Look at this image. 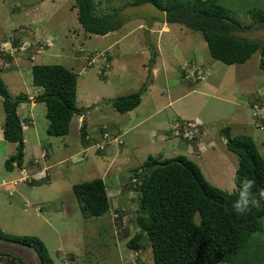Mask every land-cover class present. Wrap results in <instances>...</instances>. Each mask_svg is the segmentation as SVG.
I'll return each instance as SVG.
<instances>
[{
  "label": "rangeland",
  "instance_id": "obj_1",
  "mask_svg": "<svg viewBox=\"0 0 264 264\" xmlns=\"http://www.w3.org/2000/svg\"><path fill=\"white\" fill-rule=\"evenodd\" d=\"M219 2L243 24V29L234 32L237 36L264 43V27L255 24L250 13L252 9L264 10V0ZM74 3L75 0H0V39L13 38L15 44L24 41V47L35 44L31 53L21 52L12 59L0 53V76L10 93L36 96L39 87L33 85L32 65L62 64L78 73L77 105L85 111L82 120L79 115L72 118L69 134L52 136L47 133L46 104L38 102L30 109L29 102L21 103L20 115L24 121L33 117L35 125L24 124L28 150L22 167L14 163V169L9 170L6 160L17 149L2 135L5 111L0 96V227L15 235L39 236L55 264H154L151 246L146 245L137 256L127 246L139 230L134 168L149 155L165 158L190 154V148L192 159L205 177L213 185L232 192L239 157L227 148L219 131L231 126L233 135L253 136L264 155V131L258 126L253 109L247 106L244 94L256 86H261L260 92L264 93L260 53L256 52L244 64L215 60L200 32L179 24H163V11L156 6H131L128 0H103V9L113 12L117 8L120 18L128 20L106 35L91 34L79 23ZM162 26L166 29L159 31ZM39 40L46 43L41 51ZM153 50L161 53L159 69H151ZM99 52L107 53L109 66L98 58ZM92 57L94 62L90 63ZM187 61L208 69L206 78L197 82L184 80L182 66ZM144 83L150 87L133 112L121 113L112 106L109 100L136 92ZM157 110V114L145 118ZM173 120L171 128L164 130L168 136L152 135V129L158 130L157 123ZM84 121L88 134L99 135L102 141L105 138L100 126L117 124L122 128L118 131L122 142H109L99 153L96 142L87 143L81 138ZM186 121L205 124L208 132L200 141L202 144L182 139L180 142L181 135L176 133L174 138L170 136L172 128L181 129ZM37 141L48 147L51 154L42 159ZM78 152L81 157L75 159ZM40 156L39 162L46 160L51 166L37 164L35 159ZM24 171L31 175V180L20 179ZM100 177L107 184L112 207L106 214L86 218L73 186ZM119 213L124 216L116 221ZM12 243L0 240V252H4L0 264H20L19 257L26 264H40L33 249ZM71 254L75 256L72 263ZM17 257L19 260L14 259Z\"/></svg>",
  "mask_w": 264,
  "mask_h": 264
},
{
  "label": "trees",
  "instance_id": "obj_2",
  "mask_svg": "<svg viewBox=\"0 0 264 264\" xmlns=\"http://www.w3.org/2000/svg\"><path fill=\"white\" fill-rule=\"evenodd\" d=\"M102 1L75 0L73 4L79 23L88 33L106 35L128 20L120 18L117 8L113 12L103 9ZM146 3L163 11L161 19L167 23L200 32L213 59L230 65L244 64L259 52V66L264 69V43L237 36L234 32L244 26L219 0H128L131 6ZM250 13L254 23L264 27V10L252 9ZM33 46L28 50L30 53ZM157 54L152 51L151 65ZM6 55L12 59L11 55ZM32 76L33 85L42 89L34 98L23 92L11 94L0 76V96L5 111L3 134L7 141L17 144L16 153L6 160L9 170L14 169V163L22 167L24 161V129L18 113L21 103L46 104L47 133L52 136L69 134L72 118L85 114L84 108L77 105L78 73L74 69L62 64L35 63ZM149 85L144 83L140 90L109 101L119 112H129L141 104ZM251 95L250 107L264 100L263 92ZM107 127L100 126L103 135L105 131L115 132ZM175 128L171 129L172 133ZM87 130L84 121L80 128L82 140L97 143ZM202 130L206 132L205 124ZM219 132L225 138L227 148L239 157L234 178L254 180L253 190L257 194L264 191V155L254 137L244 133L233 135L231 126H224ZM204 136L195 134L188 138L181 135L180 142L182 139L186 143H201ZM97 150L100 153L105 149ZM132 178L139 199L136 218L139 230L127 242L133 252L140 254L146 245L151 246L154 264H264V206L243 215L234 213L232 202L236 193L213 185L188 154L165 158L149 155L143 164L134 168ZM73 189L84 217L100 216L110 211L112 205L103 178L76 183ZM123 216L119 213L116 221ZM0 240L33 249L40 264H55L46 243L37 235H15L0 227ZM74 257L73 254L69 256L71 263L75 261ZM19 258L14 259L26 264Z\"/></svg>",
  "mask_w": 264,
  "mask_h": 264
},
{
  "label": "built area",
  "instance_id": "obj_3",
  "mask_svg": "<svg viewBox=\"0 0 264 264\" xmlns=\"http://www.w3.org/2000/svg\"><path fill=\"white\" fill-rule=\"evenodd\" d=\"M29 44L30 45L24 47L25 46L24 41L21 42L20 44H15L13 38L7 39V40L0 39V53L9 54L12 57H14L18 53H21V52L26 53L32 45H35L34 43H29ZM37 44H39V51L44 49V46L46 45V43H41L40 40L38 41ZM97 56L98 58H101L103 62L106 63V66H109L110 62H109V57L107 56V53L99 52L97 53ZM32 58H34L33 54H32ZM93 59H94L93 57L90 58L89 60L90 63L94 62ZM207 72H208V69H204L199 63L195 61H192V62L187 61L185 62V65L182 66V75L185 80L197 81L199 79H204L207 76ZM251 108L254 111V114H255L254 117L258 121V126L260 127L261 130H264V100L262 103H256ZM202 128H203V123L200 121H193V122L186 121L182 125L181 129L175 128L173 133H176V135H182L183 137L191 138L195 134L204 135L205 131H203ZM103 138H105V141H100L95 144L97 149H105L106 145L112 141L122 142L121 134L118 133V131H115L114 133L112 131H105ZM46 155H47V152L43 151L42 159ZM41 160L39 159V161ZM20 179L31 180V175L27 174V172L24 171L23 176ZM14 182H18V181H14ZM12 191L13 190H11V192ZM116 216H118V214ZM133 254L137 256L138 252H134Z\"/></svg>",
  "mask_w": 264,
  "mask_h": 264
},
{
  "label": "crops",
  "instance_id": "obj_4",
  "mask_svg": "<svg viewBox=\"0 0 264 264\" xmlns=\"http://www.w3.org/2000/svg\"><path fill=\"white\" fill-rule=\"evenodd\" d=\"M43 2H45L46 0H42ZM160 22H162L163 24L164 23H167L164 19H160ZM143 27H145V26H143ZM164 29H166L164 26H162L160 29H159V31H162V30H164ZM150 30V29H149ZM149 32H152L151 30L149 31ZM36 35V34H35ZM37 37V36H36ZM149 53H150V51H149ZM160 50H159V52H158V57L156 58V61L151 65V69L152 68H157V69H159V56H160ZM148 62H149V60H148ZM147 62V63H148ZM147 63L146 62H144V66L146 65V66H148L147 65ZM150 69V70H151ZM150 87V86H149ZM148 87V88H149ZM261 87V86H260ZM258 88L257 86L251 91V92H245L244 94H245V97H246V103H247V106H249V96L251 95V94H254L255 92L257 93L258 91H261V88ZM41 88H39L38 90H36L37 91V93H39V92H41ZM148 91V90H147ZM146 91V92H147ZM36 93V94H37ZM30 95V97L31 98H34V94H29ZM243 95V94H242ZM252 96V95H251ZM143 100V99H142ZM236 102L238 101V96H235V99H234ZM174 101H170V103H173ZM24 103H26V102H24ZM38 102H35V101H33V102H31V103H28V104H30L29 105V107H30V109H32L36 104H37ZM142 103V102H141ZM23 104V103H22ZM236 104H239V102H237ZM21 107H23V106H19L18 107V113H19V110H20V108ZM139 107V106H138ZM136 109V108H135ZM134 110H131V112H133ZM159 110H157L156 112H154V113H152V114H150L148 117H145L146 119L147 118H151L153 115H155V114H157V112H158ZM130 112V111H129ZM126 113H128V112H126ZM19 115H20V113H19ZM238 115V114H237ZM20 117H21V119H22V122H23V129H25L24 128V124H27V127H31V126H33V125H35V122H34V120H33V117H31L30 119L27 117L26 118V120L27 121H24V118H22V116L20 115ZM83 118V116H80V118ZM4 122H5V114H4ZM82 118H81V120H82ZM239 119H240V117L238 118V122L237 123H240L239 122ZM4 122H3V125H4ZM164 123H157V129L158 130H160V131H162V132H158V130H155V129H152L151 130V133H152V135H154L155 136V134H157V136H159V137H161V135L162 136H165L166 134H165V132H164V130H167V128H171V126L175 123V120H173L172 122H169L168 124L165 122V121H163ZM201 122V121H200ZM163 126H164V128H163ZM109 128H110V130H113V131H121V127L120 126H117V124H113V125H109L108 126ZM100 128H98V130H99ZM101 131H102V129H101ZM99 132H100V130H99ZM170 135L172 136V138H174L173 137V133H172V131H170ZM2 135H3V137H4V134H3V130H2ZM39 135V134H38ZM38 135H37V137H38ZM92 135V134H91ZM102 135H103V133H102ZM100 136H101V134H100ZM92 137L94 138V139H96V141H102V140H99L100 139V137H99V135L98 136H94V134L92 135ZM102 137V136H101ZM161 138H163V137H161ZM176 139V138H175ZM223 142H226V140H225V138L223 137ZM40 141V140H39ZM24 153H25V151H27L28 150V146H26V143H27V137H26V135L24 134ZM173 145H174V141L172 140V142H171ZM14 144V146H15V149H17V144L16 143H13ZM37 144H38V141H37ZM178 144V143H177ZM202 144V143H201ZM226 144V143H225ZM39 147H40V149H41V156H42V153H43V151H47L48 153H47V155H49V152H50V154H51V150L47 147L46 148V146H44V145H41V143L39 142ZM180 145V144H179ZM176 146V145H175ZM196 148V147H195ZM187 150H188V152L190 153V154H188V156L189 157H193V150L192 149H190V148H187ZM196 154V153H195ZM25 155H26V153L24 154V158H25ZM41 156L38 158L37 157V159H35V162L36 161H38L39 159H41ZM75 157V159H78V158H80L81 157V152H78L77 154H75L74 155ZM31 161V163H34V161H32V159L30 160ZM39 162V161H38ZM44 163H45V165L46 166H44L43 164L44 163H37V164H39V165H41L42 167L44 166V167H49V166H51V165H48L47 164V161L46 160H44L43 161ZM236 172V171H235ZM7 181H10V180H7ZM13 181V180H12ZM11 190H13V189H11ZM12 192H9V194H11ZM13 244V243H12ZM20 250H22V251H24V252H28L26 249H23V248H21ZM22 258H24V257H22ZM26 261V260H25ZM2 264H5L4 262H2Z\"/></svg>",
  "mask_w": 264,
  "mask_h": 264
},
{
  "label": "clouds",
  "instance_id": "obj_5",
  "mask_svg": "<svg viewBox=\"0 0 264 264\" xmlns=\"http://www.w3.org/2000/svg\"><path fill=\"white\" fill-rule=\"evenodd\" d=\"M204 124V123H203ZM207 130L204 135H207ZM233 191L236 193V198L232 202V210L238 215L251 212L253 209H259L264 206V191L257 194L253 189L255 181L248 179L234 178L232 181Z\"/></svg>",
  "mask_w": 264,
  "mask_h": 264
}]
</instances>
